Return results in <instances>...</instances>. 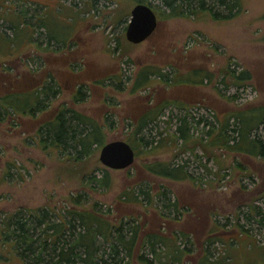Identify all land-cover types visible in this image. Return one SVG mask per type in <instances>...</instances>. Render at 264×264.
<instances>
[{
  "label": "rangeland",
  "instance_id": "374dc122",
  "mask_svg": "<svg viewBox=\"0 0 264 264\" xmlns=\"http://www.w3.org/2000/svg\"><path fill=\"white\" fill-rule=\"evenodd\" d=\"M85 1L0 0V49L7 48L5 37H12V45L17 50L10 58L17 60L16 65L20 58L37 55L40 71L43 67L54 69L53 74L59 79L62 92L48 110L47 120H51V114L54 115L63 103L102 122L109 113L112 116H109L110 122L114 120V124L112 128L106 126V143L117 139L134 142L141 137L135 136L131 124L143 113L168 102L170 104L163 109V114L150 126L152 132H144L145 139L151 143L156 141L153 133L157 130L164 134L157 135L156 149L135 146L138 154L131 167L108 169L111 176L109 188L92 189L86 184L89 175L95 173L100 177L101 169L106 168L99 159L101 148L89 159L76 162L58 151L42 150L33 143L31 138L44 120L26 117L18 120L16 125L11 120L0 121V228L7 214L24 207L48 205L61 208L69 204L66 199L69 195L87 191L91 198L88 204L98 203L103 210L112 212L114 221L127 220V216L134 214L145 232H159L161 228L165 235H170L167 230L177 232L176 228L181 227L182 232L191 235L194 243L189 246L191 252L184 255V264H197L207 254L206 250H209L211 264H264V226L248 223L243 215L251 204L264 207V160L249 156L239 158L246 167L242 170L235 165L237 158L234 155L224 154L216 146L205 150L196 139L203 128L206 130L204 123L198 126L199 129H191V138L185 143L180 142L179 148L174 142H168V129L176 133L179 117L184 116L186 108L196 118L204 115L208 121H213V113L206 107L223 115L230 110L264 104V0H241V13L227 20H216L209 11L198 13L195 19L176 17L166 20L158 16L159 24L153 36L140 44H133L126 37L131 10L137 0H98L92 9L85 5ZM146 1L153 7L162 8L160 0ZM27 6L34 14H26V28L21 26L14 31L10 28L11 20L20 17L18 19L23 22L25 14L20 9H27ZM39 19L56 25L63 37L50 38V33L57 36L59 33L53 28L48 32L46 26H39ZM30 32L34 40L28 36L25 43L24 35H30ZM47 47L50 49L45 50ZM70 56L79 57L77 66L69 61ZM25 61L29 68L37 67L31 59ZM230 61L239 65L232 64V70L248 69L253 77L242 90L236 87L225 90L230 95L239 94L235 101L220 96L213 86ZM159 68L169 76L176 74V70L181 71L180 74L207 70L214 72L215 78L211 85L169 87L163 79L154 76L145 90L136 94L130 92L133 79L139 72L146 69L158 71ZM20 71L27 72L19 67L13 73L21 76ZM120 78L128 84L124 91L116 90L111 84ZM24 81L32 82V78L22 77L16 80V85H22ZM80 84L86 85L89 97L76 104L73 94ZM221 88L225 89L224 84ZM170 119L171 124L167 122ZM257 136L264 139V131L259 130ZM193 150L202 158L197 159ZM204 151L217 164L209 160ZM177 152L184 153L189 172L196 176L199 172L205 173L203 163L222 175L224 171L218 167V161L225 170L231 168L217 188H211L212 183L195 185L190 181L154 176L144 169L146 163L172 161ZM145 185L151 186L154 193L161 186L170 189L171 196L183 207L184 213L176 219L163 218L158 214L163 210L162 201H158V206L149 202L132 205L120 199L124 191L135 189L139 192ZM226 217L230 218L229 221ZM217 219L222 224H229L214 230ZM236 221L249 229L251 237L239 233L238 227L234 226ZM211 228L220 239L215 246L204 241ZM234 237L238 240L229 252L230 260H225L229 247L227 241ZM218 244L224 248L220 250ZM162 247L165 246L160 245ZM9 251L3 245L0 233V264H25ZM131 264L144 263L131 261Z\"/></svg>",
  "mask_w": 264,
  "mask_h": 264
},
{
  "label": "trees",
  "instance_id": "16d2710c",
  "mask_svg": "<svg viewBox=\"0 0 264 264\" xmlns=\"http://www.w3.org/2000/svg\"><path fill=\"white\" fill-rule=\"evenodd\" d=\"M97 1L87 0L85 5L88 4L92 9ZM160 1L162 8L161 6L153 7L146 0H137L136 4H149L155 9L158 16L166 20L176 17L195 19L198 17V13L201 15L202 12L208 11L213 13V18L216 20H227L239 15L243 6L241 0ZM32 10L29 6L26 10H22L25 20L21 22L18 19L20 17L12 19L10 28L14 31L21 26L26 28L28 19L26 14L32 16L34 14ZM38 25L46 26L48 32L53 28L59 33L58 36L50 33V38L60 39L63 37L59 28H56L54 24H46L43 19H39ZM5 39L8 42L7 48L0 49V121L11 120L16 125L18 120H23L26 117L37 121L44 120L40 122L35 135L31 138L36 146L42 150L58 151L64 157L73 158L76 162L89 159L97 149L106 143V126L109 125L112 128V124H114V120L110 122L111 114L108 113L102 122L86 112L63 103L54 115L51 114L49 117L51 120H47L48 110L51 109L53 102L62 92L61 83L53 74L54 69L47 70L43 67L40 71L39 56L37 55L20 58L18 59L19 64L16 65L14 62L17 60L10 58L15 51L12 37L6 36ZM30 39L34 40L31 32ZM47 40L48 44L49 39ZM73 44L74 42L71 43V45ZM65 45L66 43L63 46ZM47 49L50 48L47 47L45 50ZM77 58L79 57L70 56L69 61L77 66ZM26 59H31L37 64V67L29 68ZM232 64L239 66L230 61L224 68L222 77L220 78V75L213 86L220 96L235 101L239 94L230 95L225 90L231 87L242 90L248 86L253 77L248 69L232 70ZM19 67L25 68L27 72L20 71L21 76L13 73ZM180 73L181 71L176 70V74L169 76L161 68L158 71L143 70L134 77L130 92L136 94L140 90H145L154 76V78L163 79L162 81L169 87H179L183 84L211 85L215 78V73L207 70ZM22 77L32 78V82L24 81L22 85H16V80ZM114 82L111 84L118 91H124L128 87L122 78L114 79ZM223 84L225 89L221 88ZM88 97L86 85L80 84L73 94V101L76 104L83 103ZM169 104L168 102L161 103V105L143 113L136 122L131 124L134 127L135 136L141 137L138 141L133 140L134 142L126 139L134 149L139 145L148 147L149 150L157 148V135L164 134V132L157 130L155 134L153 133V138L156 140H153L154 143L145 139L144 132H152L150 126L155 124L159 116L163 114V109ZM205 109L213 113V121H208L204 115L196 118L186 108L184 116L179 117L180 123L176 133H172L170 128L168 129L169 144L174 142L175 146L179 148L180 142L185 143L191 138L190 130L199 129L198 126L204 123L206 130L203 128V132L196 139L198 145L203 146L205 150L214 149L213 146H216L224 154L234 155V158H237L235 165L242 170L246 167L239 158L249 156L264 160V139L257 136L259 130L264 131V104L243 110H230L223 115L213 112L209 107ZM167 122L171 124V119ZM177 153L172 161L146 163L143 165L144 169L154 176L175 181H190L195 185L212 183L211 188H217L226 179L227 170L231 168L227 167L225 170L218 161V167L224 171L222 175L220 171L213 170L203 163L201 165L205 167V173L199 172L196 176L189 172L188 161L183 159L184 153ZM137 154L138 152H136ZM192 154L197 159L202 158L195 150L192 151ZM204 155L209 160H214L205 151ZM101 171L100 177L95 173L89 175L86 184L92 189L109 188L111 184L110 172L108 168H102ZM213 177L214 179H212ZM151 189V186L145 185L144 189H140L139 192L135 189L134 192L124 191L120 199L127 200H122V202L132 205H138L140 202L143 205L144 202H149V204L158 206V201H162L163 210L158 211V214L163 218L176 219V216H181L184 213L183 207L171 196L170 189L161 186L155 193ZM66 199L69 204L61 208H52L48 205L36 208L24 207L7 214L2 220L0 228L3 245L25 264H131V261L144 264H184V255L191 252L189 246L194 244L192 237L188 233L182 232L181 227L176 228L177 232L167 230L170 235H165L161 228H159V232H145L144 226L138 222V218L134 214L127 216L129 218L127 220L114 221L111 218L112 212L103 210L98 203L88 204L91 202V198L87 191L71 194ZM248 210L243 213L248 223L264 226V207L251 204ZM226 219L229 221L230 218L226 217ZM215 222L217 224L214 230L229 224V222L222 224L218 219ZM234 226L238 227L241 235L249 236V229H246L244 225L236 221ZM178 229L180 230L178 231ZM214 230L211 228L204 240L209 246L220 240L219 235L213 232ZM236 239L237 237H234L227 241L229 247L225 260L231 257L229 252L234 247ZM248 244L251 243L248 242ZM160 245L165 247L160 248ZM218 247L220 250L224 248L221 244H218ZM206 252L207 254L205 253L197 264H211L209 250Z\"/></svg>",
  "mask_w": 264,
  "mask_h": 264
},
{
  "label": "water",
  "instance_id": "95a60500",
  "mask_svg": "<svg viewBox=\"0 0 264 264\" xmlns=\"http://www.w3.org/2000/svg\"><path fill=\"white\" fill-rule=\"evenodd\" d=\"M158 24V15L152 6L136 4L131 10L126 37L131 43L140 44L153 36ZM99 159L106 167L123 170L135 163L136 151L124 139L112 140L101 147Z\"/></svg>",
  "mask_w": 264,
  "mask_h": 264
},
{
  "label": "crops",
  "instance_id": "0c3cea01",
  "mask_svg": "<svg viewBox=\"0 0 264 264\" xmlns=\"http://www.w3.org/2000/svg\"><path fill=\"white\" fill-rule=\"evenodd\" d=\"M53 1H57V0H53ZM43 5H45V4H43ZM23 9V8H22ZM22 9H20V11H22ZM29 33H27V34H25L24 35V40L25 39H27L26 41H28V36H30V35H28ZM6 43L8 44V42L6 41ZM14 46V45H13ZM15 48V47H14ZM15 50H17V49H15ZM19 50H21V49H19Z\"/></svg>",
  "mask_w": 264,
  "mask_h": 264
},
{
  "label": "bare ground",
  "instance_id": "6f19581e",
  "mask_svg": "<svg viewBox=\"0 0 264 264\" xmlns=\"http://www.w3.org/2000/svg\"><path fill=\"white\" fill-rule=\"evenodd\" d=\"M106 168L111 169V170H122V169H112V168H109V167H106Z\"/></svg>",
  "mask_w": 264,
  "mask_h": 264
},
{
  "label": "flooded vegetation",
  "instance_id": "af4514ba",
  "mask_svg": "<svg viewBox=\"0 0 264 264\" xmlns=\"http://www.w3.org/2000/svg\"><path fill=\"white\" fill-rule=\"evenodd\" d=\"M135 151H136V149H135ZM137 152V151H136ZM136 158H137V155H136Z\"/></svg>",
  "mask_w": 264,
  "mask_h": 264
}]
</instances>
